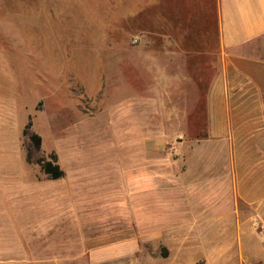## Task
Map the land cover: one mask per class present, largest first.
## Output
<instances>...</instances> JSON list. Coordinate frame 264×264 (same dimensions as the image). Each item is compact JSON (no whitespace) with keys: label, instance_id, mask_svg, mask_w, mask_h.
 Segmentation results:
<instances>
[{"label":"rangeland","instance_id":"374dc122","mask_svg":"<svg viewBox=\"0 0 264 264\" xmlns=\"http://www.w3.org/2000/svg\"><path fill=\"white\" fill-rule=\"evenodd\" d=\"M159 11L157 0H0V264H73L83 237L129 228L139 236L124 208L126 158L143 152L142 140L156 157L207 136L171 129L177 116L154 106L146 130L140 115L124 114L129 84L150 83L141 49L156 46ZM129 58L137 61L125 71ZM195 126L207 123L196 116ZM45 162L64 177L51 179ZM160 255L163 244H148L151 264H170ZM247 255L193 264H264Z\"/></svg>","mask_w":264,"mask_h":264},{"label":"crops","instance_id":"0c3cea01","mask_svg":"<svg viewBox=\"0 0 264 264\" xmlns=\"http://www.w3.org/2000/svg\"><path fill=\"white\" fill-rule=\"evenodd\" d=\"M157 2V43L140 60L153 79L139 91L126 82L124 114L140 115L146 130L154 106L177 116L171 129L208 133L171 156H149L142 140L143 152L122 168L125 213L138 219L139 236L129 228L83 237L70 263L151 264L150 243L164 245L159 257L170 264L243 253L264 263V0ZM125 61L128 71L137 60ZM196 116L207 126H195Z\"/></svg>","mask_w":264,"mask_h":264},{"label":"trees","instance_id":"16d2710c","mask_svg":"<svg viewBox=\"0 0 264 264\" xmlns=\"http://www.w3.org/2000/svg\"><path fill=\"white\" fill-rule=\"evenodd\" d=\"M32 139L35 141L37 147H40L41 144V137L38 135H33ZM56 161V156H54ZM43 170L45 174H47L51 179L58 180L64 177L65 172L61 169L59 165H53L52 162H45L43 163Z\"/></svg>","mask_w":264,"mask_h":264}]
</instances>
